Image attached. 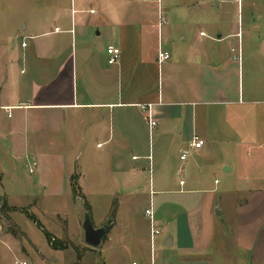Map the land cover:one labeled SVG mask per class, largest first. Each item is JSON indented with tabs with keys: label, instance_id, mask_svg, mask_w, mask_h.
I'll list each match as a JSON object with an SVG mask.
<instances>
[{
	"label": "crops",
	"instance_id": "obj_1",
	"mask_svg": "<svg viewBox=\"0 0 264 264\" xmlns=\"http://www.w3.org/2000/svg\"><path fill=\"white\" fill-rule=\"evenodd\" d=\"M123 1L65 6L52 29L42 27L22 37L19 50L0 53V180L7 174L20 185V160L32 158L28 171L49 176L51 187L64 179L68 196L89 205L94 229L105 228L115 204L114 222L96 248L102 264L119 256L123 264H264V109H256L264 100L255 99L264 97V40L244 90L245 58L240 65L227 43L239 41L238 34L225 25L215 36L193 34L207 26L206 17L177 18L178 9L211 14L210 0H198L197 7L192 0L183 6ZM222 2L215 9L238 26L242 10ZM158 13L166 21L161 29ZM91 25L93 37L85 30ZM175 26L189 28L179 46L171 35ZM152 27L164 42L153 41ZM110 47L120 52L114 64L108 63ZM159 49L169 56L161 65ZM138 105L151 106L152 130ZM193 136L204 145L180 160ZM173 146L180 150L177 163ZM222 155L231 165L217 159ZM220 170L222 185L214 180ZM75 174L84 200L70 190ZM92 203L106 206L101 219ZM141 209L145 221L137 222ZM147 210L160 232L152 248ZM27 257L2 229L0 264H32Z\"/></svg>",
	"mask_w": 264,
	"mask_h": 264
},
{
	"label": "rangeland",
	"instance_id": "obj_2",
	"mask_svg": "<svg viewBox=\"0 0 264 264\" xmlns=\"http://www.w3.org/2000/svg\"><path fill=\"white\" fill-rule=\"evenodd\" d=\"M80 1L81 0H0V53L7 54L10 47L19 50L21 38L33 36L37 32H40L39 30H41L42 27H46L45 29L47 31L52 29L57 11L65 8V6L69 7V5L75 6V8L80 7ZM192 1H194L195 7L198 0ZM221 1H224L222 2L224 4L223 7H226L227 10L231 11V9H234L235 12L237 6L242 10V21L240 19L238 26H231L232 21L230 17L227 16V20L224 18V10L220 13L215 9L214 5L217 3L219 4ZM124 2L125 1L122 0V3ZM183 2H186V0H162L163 5H172L173 3L180 5ZM206 2L208 1H200L201 4H205ZM82 3L85 6L88 3L92 4L93 2L92 0H88L85 4L83 0ZM208 3L212 6L211 11L214 15L212 13H207L205 9H201L202 11L198 14L193 12V10L192 12L187 13L184 12V10L178 9L177 18L186 21L188 15L191 19H193V17L198 18L199 14L205 16L206 18L203 25L206 23L207 26H200L201 28L195 27L193 34H198L199 30H203V32L208 33L210 36H215L213 35L214 30L217 28L221 31L223 25H225L226 31L231 29L229 32L238 34L239 41L232 39L227 43L233 47L235 46V49H233L235 50L234 56L237 58V55L239 54L238 58L240 65L242 59L245 58L243 67V89L245 90L247 86L245 83L247 77L246 74L251 70V64L256 60L254 59L256 57L255 54L260 51L259 46L264 40V0H210ZM219 17L221 18V22L219 21ZM62 22L65 26H70L69 20H64ZM218 23L221 24L217 25ZM23 24L26 25L27 31H22L24 30L22 29ZM188 29L189 28L186 27L179 29L176 28V26L171 28V35L174 36L173 42L175 45H181L179 37H187ZM85 30L86 33H89V37L95 35V30L92 28V25L85 28ZM164 31L165 30H163V32ZM192 31L190 34H192ZM150 37L154 38L153 41L155 43L158 38L160 39L157 35L156 29L153 27L151 28ZM162 38L164 42V35ZM162 40L160 39V41ZM26 42L30 43L31 41L26 40ZM79 42L80 41L78 40L77 45ZM237 47L239 48L237 49ZM41 66H43L42 63ZM78 86H80V83ZM255 97H257L255 98L256 101L261 102V100H264V97L262 98L257 94ZM256 105H259L256 106V109L262 107L264 109L262 103ZM151 137L152 135H150V138ZM150 138H148V142L147 138L145 139V147L149 145V141H151ZM255 148L256 147L252 149L253 152ZM183 150H187V146H184ZM172 151V161L177 163L180 154L179 147L173 146ZM135 156L137 155L135 154ZM62 158L65 159V157ZM217 159H220L222 162H228L227 164L231 165L230 161L227 160V157L223 155L217 157ZM31 162L32 158L29 160H20V185H15L13 182L8 181L7 174L0 180V208L3 204H6V208H3V210L0 211L1 229H7L15 239L20 241V248H22V251L27 254V259H29L32 264H76V253L73 249L69 248L65 251H55L48 247L49 245L47 244L41 230L25 217V213H29L36 218L42 229L49 233L53 239L61 242H68L83 254L79 264H102L103 261L98 256L96 252L97 249L90 248L86 245L84 232L79 228V223L82 222L83 224L85 214L87 213L83 202L80 200H72L68 196L64 179L59 182V185L55 184L51 187L49 183H52V179L49 176L44 174V177H41L36 169H33L34 173L30 174L28 171V164H31ZM35 162L39 167L41 162ZM137 163H140V161L135 162V164ZM59 166L64 171V163ZM221 171L222 170H220L219 175L214 179L219 185H222L223 181L226 179V176L223 175ZM75 178L76 181L74 179L71 180V185L75 182L77 183V174H75ZM92 181L93 180H89L88 184ZM92 204L94 215L96 218L101 219L105 214L106 206L100 203ZM11 209H15L16 211L11 212ZM143 211V209L139 211L137 216L139 221L137 222L145 221ZM109 221L110 220L104 223L103 226H105V228H110ZM113 222L114 219L112 223ZM128 227L129 225L126 222L121 230L124 231ZM131 228H133L132 225ZM7 239L8 241H6V243L8 244L10 242L9 244L11 246L12 240H10L9 237H7ZM155 249H157V247ZM120 259L121 257L119 256L118 259L115 261L113 260V263L123 264L122 259ZM128 262L131 264L130 259H128Z\"/></svg>",
	"mask_w": 264,
	"mask_h": 264
},
{
	"label": "built area",
	"instance_id": "obj_3",
	"mask_svg": "<svg viewBox=\"0 0 264 264\" xmlns=\"http://www.w3.org/2000/svg\"><path fill=\"white\" fill-rule=\"evenodd\" d=\"M158 3H159V0H158ZM89 13L93 14V11H89ZM165 24H166V21H165L164 17L161 15V13H158V19H157V27H158V29H161V27L164 26ZM55 31L57 32L58 29H55ZM21 47H23V48L25 47V42L24 41L21 43ZM106 53H107V56H108V63L109 64L116 63L117 57H118V55L120 53L119 50L110 47V48H108L106 50ZM168 59H169L168 54L162 52L159 49L158 53H157V62H158V64L161 65L162 63H164ZM138 108L142 112L146 113L149 129L152 130L156 126V123L153 120V116L151 114V106L150 105H138ZM203 145H204V142L202 140H200L196 136H193L191 138V140L189 141L188 151H185V152L182 153V155L180 156V160H184L186 158V156L189 154V151L200 149ZM29 172L32 173L31 170H29ZM145 215L147 217H149V219H150L149 240H150V245H151V248H152L154 243H155V239H156V237H158L160 232L153 225L151 211L150 210L145 211ZM1 232H2V229L0 227V233ZM14 264H29V263L27 261L20 260V261H15Z\"/></svg>",
	"mask_w": 264,
	"mask_h": 264
},
{
	"label": "trees",
	"instance_id": "obj_4",
	"mask_svg": "<svg viewBox=\"0 0 264 264\" xmlns=\"http://www.w3.org/2000/svg\"><path fill=\"white\" fill-rule=\"evenodd\" d=\"M74 178H75V176L72 177V179H74ZM71 183L72 182L70 181V190L72 192L73 197L74 198H80L81 200H84L83 197H82V195H81V193H80V190H79V188L77 186V183L75 182L72 185H71ZM83 204H84L85 211L89 213L88 204L86 202H84ZM3 208L4 209L6 208V204H3V206L0 208V211L3 210ZM10 211L11 212H15L16 210L15 209H11ZM115 211H116V205L115 204H112L111 209H110V212H109V220H110L109 221L110 222L109 224H110V228L112 226V221H113L114 216H115ZM25 217L29 221H31L32 223H34L35 226L39 230H41V232L43 233V236H44L47 244L49 245V247L52 250H55V251H65V250H68L69 248H71L76 253V258H77V263L76 264H79L80 263V260L83 257V254L80 251H78L76 247H74L72 244H70L68 242H61V241H58V240L53 239V237H51L49 233H47L45 230L42 229L40 223L36 220V218L33 215H31L29 213H25ZM110 228L109 227H106L105 237L103 238L102 241H105L106 234L109 232Z\"/></svg>",
	"mask_w": 264,
	"mask_h": 264
},
{
	"label": "water",
	"instance_id": "obj_5",
	"mask_svg": "<svg viewBox=\"0 0 264 264\" xmlns=\"http://www.w3.org/2000/svg\"><path fill=\"white\" fill-rule=\"evenodd\" d=\"M23 28V27H22ZM82 230L84 232V240L88 247L97 248L105 237V228L94 229L88 213L85 214Z\"/></svg>",
	"mask_w": 264,
	"mask_h": 264
}]
</instances>
